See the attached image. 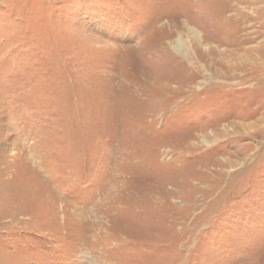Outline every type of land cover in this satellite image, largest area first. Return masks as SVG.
<instances>
[{
	"label": "rangeland",
	"instance_id": "374dc122",
	"mask_svg": "<svg viewBox=\"0 0 264 264\" xmlns=\"http://www.w3.org/2000/svg\"><path fill=\"white\" fill-rule=\"evenodd\" d=\"M0 264H264V0H0Z\"/></svg>",
	"mask_w": 264,
	"mask_h": 264
}]
</instances>
